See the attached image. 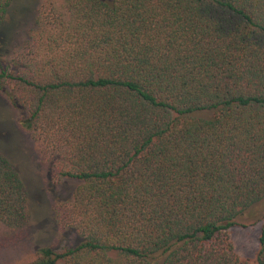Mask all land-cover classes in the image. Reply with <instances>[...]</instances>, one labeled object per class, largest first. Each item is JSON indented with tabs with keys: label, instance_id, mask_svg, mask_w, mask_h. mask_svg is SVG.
<instances>
[{
	"label": "trees",
	"instance_id": "1",
	"mask_svg": "<svg viewBox=\"0 0 264 264\" xmlns=\"http://www.w3.org/2000/svg\"><path fill=\"white\" fill-rule=\"evenodd\" d=\"M13 2L0 89L48 170L79 181V243L24 264H250L226 230L264 197V0H60L6 58ZM27 218L0 153V223ZM257 241L264 264V219Z\"/></svg>",
	"mask_w": 264,
	"mask_h": 264
},
{
	"label": "rangeland",
	"instance_id": "2",
	"mask_svg": "<svg viewBox=\"0 0 264 264\" xmlns=\"http://www.w3.org/2000/svg\"><path fill=\"white\" fill-rule=\"evenodd\" d=\"M59 5L60 0H14V9L20 14L4 57H11L14 47L23 42L25 31L38 11L48 17L50 8L56 10ZM6 87L5 90L10 88ZM18 118L5 92L0 89V153L11 161L24 183L28 213L27 221L18 228H8L0 223V264H24L35 257L38 247L49 245L62 251L80 241L79 235L69 227L67 215L73 190L79 181L56 178L48 170L41 147L21 127ZM263 219L264 197L237 216L236 224L226 230L234 254L250 264H255L257 237Z\"/></svg>",
	"mask_w": 264,
	"mask_h": 264
}]
</instances>
